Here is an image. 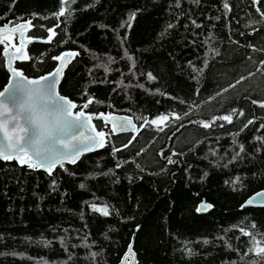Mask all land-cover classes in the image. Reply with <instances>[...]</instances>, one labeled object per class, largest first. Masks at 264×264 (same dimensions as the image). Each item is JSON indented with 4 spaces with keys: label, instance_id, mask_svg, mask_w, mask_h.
<instances>
[{
    "label": "trees",
    "instance_id": "16d2710c",
    "mask_svg": "<svg viewBox=\"0 0 264 264\" xmlns=\"http://www.w3.org/2000/svg\"><path fill=\"white\" fill-rule=\"evenodd\" d=\"M227 2L0 0V25L32 19L31 37L57 33L17 67L39 77L78 50L61 93L141 128L132 140L96 120L106 146L52 175L0 160V264H119L131 244L138 264H264L248 251L253 238L264 247V207L244 205L264 190V0ZM223 115L232 122L211 123Z\"/></svg>",
    "mask_w": 264,
    "mask_h": 264
},
{
    "label": "snow or ice",
    "instance_id": "6c2138e0",
    "mask_svg": "<svg viewBox=\"0 0 264 264\" xmlns=\"http://www.w3.org/2000/svg\"><path fill=\"white\" fill-rule=\"evenodd\" d=\"M254 3L258 4L259 0H254ZM223 7L225 10H230L227 0H224ZM257 11H260L259 7H257ZM260 15L264 17V12H260ZM56 16H65L64 8H61ZM132 18H134V14L129 17V20ZM13 23L14 26L13 24L8 25L10 33L12 35L19 33L20 36V47H16L14 53L10 52L8 45L5 44L6 41L12 39V35L5 34L4 28L0 27V45H5L3 55L7 57V67L11 73L6 86L0 91V160H16L22 166L27 165L33 169L42 168L51 174L57 166L63 168L65 162L75 164L82 154L104 148L108 143L106 140L108 133L97 131L96 125L93 124L94 116L86 114L83 110L74 111L78 105L73 100L61 95L57 90L64 69L79 53L67 51L56 55L52 59L60 63L55 67V71L49 72L48 75H41L39 78H29L23 71L13 67V62L29 58L24 50L25 30L33 27L32 21L29 19L26 22ZM47 32L49 34L44 42H51L57 34L55 28H48ZM147 76L148 79H154L151 73H148ZM239 82L237 81V83ZM92 103L93 100L89 98L80 107L88 109ZM253 103L257 102L253 101ZM260 106L264 107V103H261ZM239 115L242 116L243 112H240ZM101 117L105 120V126L109 119L111 120V133L125 132L130 129L135 131V125L130 117L111 116V114L106 117L104 113H100L97 118ZM168 118L166 115L158 116L151 121V124L167 121ZM216 120L231 123L232 115L215 117L211 123H215ZM196 123L202 124L204 128L211 126L209 122L198 121ZM131 139L134 140L135 136ZM127 146V144L124 145V147ZM119 150L115 149V151ZM173 155L176 154L173 153ZM166 159L168 163H174L171 158ZM254 202L264 204V192L253 196L246 203L252 205ZM211 207V204L202 203L196 208V211H207ZM91 208L103 216L110 215L108 205L100 207L93 203ZM245 235L251 236V233H245ZM258 243L253 238V246L248 251H254L261 260H264V247H256ZM128 254L134 256L131 246L128 248ZM91 255L95 257L97 254L93 252ZM252 264H258V261H253Z\"/></svg>",
    "mask_w": 264,
    "mask_h": 264
},
{
    "label": "water",
    "instance_id": "95a60500",
    "mask_svg": "<svg viewBox=\"0 0 264 264\" xmlns=\"http://www.w3.org/2000/svg\"><path fill=\"white\" fill-rule=\"evenodd\" d=\"M27 20H29V19H27ZM27 20H23V21H20V22H26ZM31 21H32V19H31ZM10 24H13V26H14L13 20H10V21L6 22L5 24L0 25V27H3V28H4V33L7 34V35H12V34L10 33V28L8 27V25H10ZM30 30H31V29H29V30H25V45H24V50H25V52H27V46H28L29 44H31V43H34V42L47 43V42H44V41L47 40V37H46V38H36V37H31V36L29 35ZM29 41H30V42H29ZM5 44L8 45L9 51L14 53V52H15V48H16V47H20V36H19V33H16V34L12 35V39H11L10 41H6ZM12 45H15V47H12ZM2 46L5 47V45H2ZM3 49H4V48H3ZM67 51H75V52H78V53L80 54V52H79L78 50H75V49H67V50H64L63 52H67ZM63 52H61L60 54H62ZM4 57H5V56H4ZM76 57H77V56H76ZM76 57L73 58V59L71 60V62L68 64V67L64 69V74H63V76L61 77V79H60V83H59L58 86H57V90L59 91V93H60L61 95L65 96V97L69 98V99H71L69 96L64 95V94L61 93V91H60V86H61V83L63 82V80H64V78H65V75H66V72H67L68 68L70 67V65L72 64V62L76 59ZM22 60H23V59H21V60H15V61L13 62V67H16L17 69L23 71L21 68L17 67V62H20V61H22ZM5 63H6V67H7V57H5ZM59 63H60V62L57 61V65H56L55 67L59 66ZM7 69H8V67H7ZM51 71H55V68H54L53 70H51ZM51 71H50V72H51ZM9 73H10V72H9ZM48 74H49V72L46 73V74H44V75H48ZM10 77H11V73H10ZM10 77H9V79H10ZM39 77H40V76H39ZM39 77H29V78H39ZM71 100H72V99H71ZM73 102L75 103L74 100H73ZM74 111H81V110H79V109L76 108ZM83 111H85L86 114H92V115L94 116L93 124L96 125L95 122H96V120H99V119H102V120L104 121V123H105L104 118H102V117H101V118H97V117H99V114H100V113H99L98 115H96L95 113H92V112H89V111H86V110H83ZM101 113H104V112H101ZM109 114H111V116H118V117H119V116H126V117H130V118L132 119L133 124L135 125V131H133V130L130 129V130L125 131V132H119V131H117L115 134H120V133H131L133 136H136V135L139 133V131H140L141 128L139 127L138 123L136 122V120H135V118H134L133 116L128 115V114H126V113H118V112H110V111L104 113V115H105L106 117H108ZM117 123H118V121H117ZM107 124L110 125V126L112 125V122H111L110 119H109V122H108ZM96 130H97V131H102V130H99L97 126H96ZM106 140H107V136H106ZM101 149H102V148L97 149V150H94V151H91V152H87V153L82 154V156L80 157V159H78L77 162H76L75 164H77L78 162H80L81 159H82L85 155H88V154H91V153L98 152V151H100ZM2 161H3V160H2ZM65 164L75 165V164L68 163V162H65ZM25 166H27V165H25ZM27 167H28V166H27ZM58 167H59V166H57V167L51 172V174H49L48 172H46V171H45L44 169H42V168H40V169H33V168H29V167H28V168H29V169H32V170H41V171L46 172V173L49 174V175H52ZM262 192H264V190H261V191H258V192H256V193H254L253 195H251V196L246 200V202H247L250 198H252L253 196H256L257 194L262 193ZM246 202L244 203V205L247 206V207H249V206H253V207H264V204H260V203H257V202H254L252 205H247ZM202 203H204V204H210L209 202L203 200V201L199 204V206H200ZM211 208H212V207H211ZM211 208L208 209L207 211L199 212V214H201V215H206V214H208V212L211 210ZM130 246H131V248H132V250H133V244H131ZM130 246H129V247H130ZM133 253H134V256H131V255L128 254V251H127V253L124 255L122 261H121L119 264H138L137 255H136V253L134 252V250H133ZM126 257H127V258H126Z\"/></svg>",
    "mask_w": 264,
    "mask_h": 264
},
{
    "label": "rangeland",
    "instance_id": "374dc122",
    "mask_svg": "<svg viewBox=\"0 0 264 264\" xmlns=\"http://www.w3.org/2000/svg\"><path fill=\"white\" fill-rule=\"evenodd\" d=\"M75 103H76V102H75ZM79 110H84V109H79ZM168 117H169V116H168ZM169 119H170V117L168 118V120H169ZM168 120H167V121H168ZM167 121H162V122H161L162 124L158 122V124H156V125L163 126V125L166 124ZM106 133H107V132H106Z\"/></svg>",
    "mask_w": 264,
    "mask_h": 264
},
{
    "label": "bare ground",
    "instance_id": "6f19581e",
    "mask_svg": "<svg viewBox=\"0 0 264 264\" xmlns=\"http://www.w3.org/2000/svg\"><path fill=\"white\" fill-rule=\"evenodd\" d=\"M159 123H161V122H159ZM162 124V123H161Z\"/></svg>",
    "mask_w": 264,
    "mask_h": 264
}]
</instances>
